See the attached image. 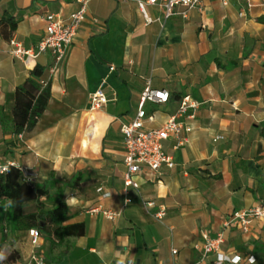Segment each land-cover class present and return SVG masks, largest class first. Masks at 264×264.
Wrapping results in <instances>:
<instances>
[{"label": "crops", "instance_id": "obj_1", "mask_svg": "<svg viewBox=\"0 0 264 264\" xmlns=\"http://www.w3.org/2000/svg\"><path fill=\"white\" fill-rule=\"evenodd\" d=\"M136 1L91 0L66 59L50 72L48 52L27 67L9 41L36 48L44 16L69 17L75 0H0V160L35 175L19 198L23 215L61 199L68 207L62 226L83 229L58 239L48 221L37 222V251L46 264H212L214 255L203 258L201 247L205 236L220 234V252L264 264V218L245 231L232 218L264 206V0H206L166 20L147 6L149 24ZM35 66L50 97L34 125L13 134L15 90ZM103 79L107 103L90 110L89 96ZM146 82L169 94L165 104L145 105L154 117L148 129L161 127L186 96L197 107L187 113L193 118L180 119L190 129L183 143H163L174 167L143 169L125 206L120 127L135 118ZM42 188L45 194L35 193ZM98 188L110 196L101 198ZM159 207L162 221L154 217ZM94 208L119 216L108 220ZM31 251L27 230L12 231L2 220L0 264H26Z\"/></svg>", "mask_w": 264, "mask_h": 264}, {"label": "built area", "instance_id": "obj_2", "mask_svg": "<svg viewBox=\"0 0 264 264\" xmlns=\"http://www.w3.org/2000/svg\"><path fill=\"white\" fill-rule=\"evenodd\" d=\"M91 0H75L77 9L70 14L69 17L63 18L60 14H47L44 16L46 22L44 35L39 40L36 48L26 50L23 46L12 37L9 41L11 54L14 58L19 59L27 67L33 65V62L40 54L49 53L53 59V66L50 72H54L66 59L68 50L72 45L78 31L80 30L87 12L88 4ZM127 1V0H122ZM206 0H137V7L146 24L152 22V19L146 12L147 6L156 7L162 19L166 20L174 15L185 16L190 10L201 9ZM221 6H227L229 3L238 0H216ZM114 68L110 67V71ZM40 84L45 87L47 82L40 80ZM105 79H103L98 88L89 96V109L98 110L107 103V99L103 93ZM169 99V94L165 90H156L150 87V83L146 82L139 98V103L135 118L120 127V133L123 136V165L125 173L123 176V193L125 197L124 205L131 204L132 200L127 197L128 190L138 189L140 184L138 178L143 169L151 174H160L163 167L171 169L174 163L171 158L166 155L163 149V143L168 140H174L177 144H182L181 134L190 129L184 125L180 119L184 116L193 118V115H187L188 111L197 107V103L190 100L189 96L181 99L177 112L168 117L164 124L159 128H146L145 122H152L153 116L147 115L145 105L147 103L162 105ZM9 166L17 167L20 171L24 183H31L35 179V175L26 168H19L12 162L3 163L0 160V181L7 173ZM101 198H108L109 193L103 192L102 188L96 189ZM153 202H147V207H152ZM99 212L108 220H115L119 214L110 210H99L94 208L90 212ZM157 221H162L165 217V209L159 207L154 215ZM234 223L239 222L245 231L251 220L256 218H264V206L248 210L246 212L234 213ZM28 243L32 248L29 260L26 264H46L44 258L38 253L41 233L37 229L27 231ZM222 236L219 234L215 238L204 237L201 247L202 257L206 258L214 255L215 259L212 264H254L256 259L254 256H248L242 259L238 255L230 256L220 252ZM172 254H176V250H172ZM18 264V263H13Z\"/></svg>", "mask_w": 264, "mask_h": 264}, {"label": "trees", "instance_id": "obj_3", "mask_svg": "<svg viewBox=\"0 0 264 264\" xmlns=\"http://www.w3.org/2000/svg\"><path fill=\"white\" fill-rule=\"evenodd\" d=\"M12 27H14L12 25ZM42 68L35 66L29 77L22 85L16 88L12 107V133L20 134L29 130L35 120L44 112L50 97L49 85L43 87L39 79ZM27 190L26 183L20 182V171L17 167L9 166L7 173L0 181V224L2 220L12 231H25L30 229L41 230L37 222H49L54 227L53 234L60 239L63 236H78L82 234L81 226H62L68 218V207L58 199L50 210H44L37 204V212L23 215L21 212L20 196ZM38 195L45 194V189H37ZM4 211L6 218L3 219ZM43 230H46V226ZM12 253L7 257L9 260Z\"/></svg>", "mask_w": 264, "mask_h": 264}, {"label": "clouds", "instance_id": "obj_4", "mask_svg": "<svg viewBox=\"0 0 264 264\" xmlns=\"http://www.w3.org/2000/svg\"><path fill=\"white\" fill-rule=\"evenodd\" d=\"M3 257L2 256H0V259H2Z\"/></svg>", "mask_w": 264, "mask_h": 264}]
</instances>
